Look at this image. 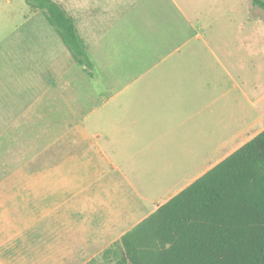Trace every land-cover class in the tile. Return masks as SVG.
<instances>
[{
	"label": "crops",
	"instance_id": "0c3cea01",
	"mask_svg": "<svg viewBox=\"0 0 264 264\" xmlns=\"http://www.w3.org/2000/svg\"><path fill=\"white\" fill-rule=\"evenodd\" d=\"M73 2L74 14L64 7L73 15L77 26L82 20L77 14L85 13L82 6L88 4V11L98 8L94 5L97 0ZM135 2L136 8L140 4L142 15L151 13V6L144 8L142 0ZM247 2L254 18L255 6L252 0ZM103 14H107L106 9H103ZM90 20L88 28L92 26ZM88 28L90 40L97 41ZM203 28L204 34L196 32L191 26L185 27L181 31L182 40L183 36L191 37L179 45L175 41L174 29L165 27L167 30L161 31V35L150 43L154 44L150 49L152 56L135 57L122 64L140 67L139 70L129 75L120 72L105 77L102 100L87 114L90 118L91 113L104 109L103 132H98L102 127L96 128L97 124L87 126L84 118L69 125L71 129L77 128L86 133L83 140L86 150L65 154L61 144L62 156L58 157L59 148L55 150L54 159L53 155L50 157L52 160L45 155V160L51 163L44 164V168L25 176L21 175L23 167L13 172L17 179L24 176L25 183L3 190L0 188L2 264H15V258H24V252L17 257L4 250L12 238L22 233L20 229H15L17 221L12 214L19 204L23 203L26 209H29V204L35 206L31 209H38V216L46 226L47 233L42 241L46 240L47 246L38 245L40 250L43 247L41 251L44 252L43 261L40 260L39 264H58L66 258L95 256L94 249H102L118 241L161 204L264 129V91H257V83L250 79L249 70V75L241 73L238 59L228 64L217 55L214 44L204 40L213 30L212 26L206 24ZM120 31L123 35L121 45L125 46L129 43V29L121 24ZM258 31H264V27L259 26ZM189 39L198 41L191 42ZM159 51L160 54L154 57V52ZM91 69V75L97 74L95 69ZM113 81L124 84L115 88L109 84ZM141 116L146 118L142 120ZM147 130L152 133L151 140L147 139ZM157 143L179 147L172 154L175 159L172 167L166 170L169 172L167 177L181 178L167 187L165 195L168 196L160 201L137 190L130 179L138 177L144 167H151L148 159L153 151L149 153L145 149ZM54 144L58 145V140ZM172 151L166 148L160 153L166 163L164 157ZM186 163L189 164L186 166ZM106 177H110L107 182H101ZM126 185L133 186L135 197ZM145 200L151 201L153 206L147 208ZM52 226H55L51 232L57 245L49 243L51 234L48 230ZM67 242L68 245L65 244ZM33 248L36 250L37 246ZM20 264L32 263L26 261Z\"/></svg>",
	"mask_w": 264,
	"mask_h": 264
},
{
	"label": "rangeland",
	"instance_id": "374dc122",
	"mask_svg": "<svg viewBox=\"0 0 264 264\" xmlns=\"http://www.w3.org/2000/svg\"><path fill=\"white\" fill-rule=\"evenodd\" d=\"M58 1L74 14V0ZM97 1L94 4L97 9L94 7L88 11L87 4L82 6L85 7V13L77 14L82 18L78 24L79 30L89 42L88 57L94 62V67H90L81 64L71 55L41 11L32 10L26 0H0L1 190L13 185H23L26 173H35L44 168V164L51 163L45 160V155L47 159L53 155L54 159L56 148H59L58 157L62 156V149L65 154L86 150L87 145L83 141L86 133L77 128L71 129L69 125L84 118L87 126L97 124L96 128L102 127L98 132H103L104 109L91 113L90 118H87V114L102 100L105 77L120 72L129 75L139 70L140 67H127L122 64L135 57L152 56L150 49L154 44L150 43L161 35V31L167 30L165 27L174 29L175 41L181 45L191 37L183 36L182 40L181 31L185 27L191 26L196 32L204 34L203 27L210 24L213 30L209 31L204 40L211 41L217 55L228 64L238 59L241 73L249 75V70L250 79L257 83V91H264V31H258L259 26L264 27V11L255 7L256 18H253L252 8L248 9L247 0H142L144 8L151 6L149 15H142L140 4L138 8L135 7L136 0ZM100 8L106 9L107 14H103V9ZM89 12L91 15H88ZM90 19L92 26L88 28ZM121 24L129 29V43L124 42L125 46L121 45ZM87 28L92 30L91 36L97 41L90 40ZM159 54L160 51L154 52V57ZM91 68L97 74L91 75ZM109 84L118 88L119 84L124 83L113 81ZM141 118L144 120L146 116ZM146 133L147 139L151 140V131L147 130ZM57 140L58 145L55 146ZM61 144L62 149L59 147ZM166 148L173 150L164 157L167 163L160 154ZM175 148L179 149L166 143L146 147L145 150L149 153L153 151L148 159L151 167H144L138 177L129 176L137 190L159 201L168 196L165 195V190L181 179L167 177L169 172L166 169L172 167L175 160L172 157L176 153ZM19 169L23 170L21 175L24 176L17 179L13 172ZM108 178L110 177L102 179L101 182H107ZM132 187L126 185L132 197H135ZM145 201L147 208L153 206L151 201ZM33 207L35 206L29 204V209H26L22 203L12 211L17 221L15 229H20L22 233L12 238L4 250L10 256L17 257L24 252V258H15V264L26 261L39 264L40 260L43 261V247L41 251L38 245L47 246L46 240L42 241L47 233L46 226L38 216V209H31ZM54 228L52 226L48 230V234H51L48 239L49 243L57 245L55 235L51 232ZM65 244L68 245L69 242ZM111 245L112 243L102 249H94V254L97 253L95 256L66 258L62 262L58 261V264H106L104 252ZM36 246L35 250L33 247ZM28 247L31 249H27Z\"/></svg>",
	"mask_w": 264,
	"mask_h": 264
},
{
	"label": "trees",
	"instance_id": "16d2710c",
	"mask_svg": "<svg viewBox=\"0 0 264 264\" xmlns=\"http://www.w3.org/2000/svg\"><path fill=\"white\" fill-rule=\"evenodd\" d=\"M72 56L92 67L87 41L58 0H26ZM264 10V0H252ZM106 264H264V129L125 233Z\"/></svg>",
	"mask_w": 264,
	"mask_h": 264
}]
</instances>
